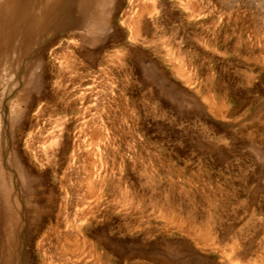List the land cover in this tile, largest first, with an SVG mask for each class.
Returning a JSON list of instances; mask_svg holds the SVG:
<instances>
[{"label":"rangeland","instance_id":"1","mask_svg":"<svg viewBox=\"0 0 264 264\" xmlns=\"http://www.w3.org/2000/svg\"><path fill=\"white\" fill-rule=\"evenodd\" d=\"M145 4L131 36L123 22ZM103 8L93 34L44 46L31 104L18 92L19 52L0 56V135L46 171L56 205L67 204L60 221L86 225L97 246L86 264H264V0Z\"/></svg>","mask_w":264,"mask_h":264},{"label":"bare ground","instance_id":"2","mask_svg":"<svg viewBox=\"0 0 264 264\" xmlns=\"http://www.w3.org/2000/svg\"><path fill=\"white\" fill-rule=\"evenodd\" d=\"M104 2L105 0H0V56H10L13 52H19L17 54L18 65L15 77L19 81L18 87L20 88L17 91L19 93L21 91L20 96L22 95L23 103L26 104L29 101L28 103L31 104L34 101L33 99L36 96L29 98L28 95L30 94L28 93L37 96L42 93L41 90L44 87V83L42 75L37 74L36 68L41 65L39 61L42 58L41 54H43L44 46L57 42V35L63 32L72 31L77 33L79 30L85 29L93 34L99 22H105L103 14ZM152 9L154 10V8ZM147 11L148 6L145 4V6L133 13V17L130 16L123 22L130 30L131 36L136 37L139 35L143 24V16ZM36 58L39 59L36 60ZM64 59L66 60V58ZM63 61L61 60V63ZM66 63L69 64L70 62L66 60L63 64ZM66 69L68 70L69 67ZM66 69L65 71L67 72ZM4 74V70H0V83ZM48 99L50 98L48 97ZM22 101L20 102L22 103ZM11 104L14 107L12 101ZM44 104L47 103L44 102ZM2 105L3 107L6 106L4 103ZM93 136H96V134ZM8 138L7 132H2V136L0 135V264H33L31 250L34 248L37 251L44 252L45 250V253L51 256L53 254L55 259L52 260L53 263L86 264L82 257L85 250L89 246L95 251L97 249L95 244L88 245L87 236L90 232L85 233L88 230L86 225L80 223L71 224L69 222V214L65 217L66 222L60 221L63 215L62 211L66 209L65 206L67 204L59 202L56 205L53 188H51L52 186L49 187L46 182V171H33L30 169L31 167L29 168L25 164V158L23 159L18 150L17 142L6 141ZM54 142L56 143V140ZM41 145L43 144L41 143ZM26 148L32 153L34 162H38L39 166H41L39 151L36 150L37 152L33 153L29 144H27ZM45 151L47 150L45 149ZM97 158L93 159L97 160ZM91 162L94 163L93 161ZM93 182L91 175H88L84 180V184L87 186L85 189L88 188L87 191L90 194L97 192ZM82 183L83 181H81ZM77 193L79 195V192ZM94 194L92 195L94 196ZM97 198L99 196L95 195L92 200H97ZM76 214L80 216V211L78 210Z\"/></svg>","mask_w":264,"mask_h":264}]
</instances>
